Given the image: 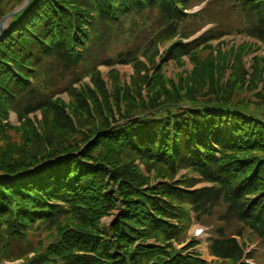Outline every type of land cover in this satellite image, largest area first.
<instances>
[{
	"label": "trees",
	"instance_id": "1",
	"mask_svg": "<svg viewBox=\"0 0 264 264\" xmlns=\"http://www.w3.org/2000/svg\"><path fill=\"white\" fill-rule=\"evenodd\" d=\"M24 2L0 0V22ZM192 2L33 0L13 19L0 37V264H206L174 245L185 240L192 216L214 224L210 248L221 264H244L238 238L244 248L264 246V114L220 89H189L181 97L163 86H174L164 73L169 62L188 56L199 65L205 45L212 63L209 42L231 31L218 29L190 46L173 43L156 65L159 44L210 21L185 15ZM220 2L242 14L246 25L236 33L264 43V0ZM237 64L246 78L242 59ZM117 65L136 71L123 99L109 96L99 72ZM87 76L94 88L81 96L75 86ZM154 79L167 102L159 95L145 101L143 83ZM66 93L75 97L73 111L60 98ZM37 113L55 136L38 133L30 119ZM128 115L141 128L132 142L118 141L119 116ZM159 166L168 176L151 184ZM179 171L188 173L176 181ZM199 182L212 187L190 191ZM116 209L110 232L102 219Z\"/></svg>",
	"mask_w": 264,
	"mask_h": 264
},
{
	"label": "rangeland",
	"instance_id": "2",
	"mask_svg": "<svg viewBox=\"0 0 264 264\" xmlns=\"http://www.w3.org/2000/svg\"><path fill=\"white\" fill-rule=\"evenodd\" d=\"M200 1L202 0H199V3H201ZM204 1L205 2L202 5H207L205 7L206 12L204 13L206 14V18L218 24L216 25V28H218L219 30L236 32L238 28L242 29L246 25L242 14H240V16L238 17L237 14L234 15V13L230 11L229 6L223 5H226L227 3H229V1L223 2V4L220 2V0H213L211 4L209 0ZM19 7L15 8L14 10L18 9ZM243 38H224L223 40L213 42L211 44L212 46H210V51L212 52L213 59L216 62H208L209 60L207 59V57L209 51L203 53L204 49L198 51V55L201 56L199 57L201 58V62L199 65L192 64L191 58H184L180 63L169 62L164 70V73L167 78H169L174 83L175 88L172 84H170L171 82L169 83L168 81H166L163 85L164 88H166L165 91L175 90V92H178L179 96L181 95L182 97L183 93L188 92L189 89L197 88L198 91L201 90L202 94H210L214 90L216 91L220 89V93L222 95L226 94V96L230 97L232 101H237L239 102V104L242 103V105L248 107L251 112H259L260 114H264V43L253 38ZM174 41L175 40L163 42L157 46L158 56L155 57L156 65L158 63H163L161 54H165L170 44H173ZM244 42L248 44H243ZM205 48L207 49V47ZM241 48L244 49L243 55L239 53ZM116 50H123V47L118 46ZM241 59L244 66L243 69L246 72V78H243L242 71L236 70V67L238 66L237 62ZM142 60L144 61V67L146 69H149L152 75H155L156 72L154 71L149 59L142 57ZM158 66H160V64H158L157 67ZM112 71H116L118 73L114 76L117 81L110 77V74L113 73ZM99 72L101 73V77L106 84V88L110 93L109 96L111 98L116 95V93H118L119 97L123 99L124 95H127L128 90L130 91L132 90V87H135L133 86L132 77L136 75V71L133 67L130 68V66L127 67L119 65L111 68L101 67L99 68ZM212 76H214V78H212ZM92 78V76H87L80 84L75 86V88L78 90L77 92L79 93V95L86 96L88 88H94ZM154 80H149L147 82L145 81L143 83V91L141 90V92L145 101L149 102L152 98H155L157 97V95H159V99L161 102H167L165 101L167 97L165 93L162 92L163 90H161V79L155 81ZM115 85H117L118 87H115ZM131 95L135 96V89L132 91ZM60 98L65 102L66 108L69 111H73L72 106H76L75 104H73L75 97H71L66 93L60 96ZM114 102L115 101H111V104H113ZM114 113L118 116V111L116 110V108H114ZM123 113H125V110L123 111ZM76 116L83 117V114L81 113V111H79ZM130 116L131 115H128L125 118H121L119 116V123L117 122V125H123L124 133L118 132L119 135H117L116 138L118 141H121L124 138H128L132 142L133 136L135 134L134 131H137L139 128H141V125L137 124L138 122L136 121V119L129 122L127 121ZM30 119H32V121L34 122L36 128L38 129V133H40L42 137H47L48 135L55 136L49 124L47 126L45 125V127H41L40 121H43V115L41 113H37L36 116H30ZM10 123L14 126L19 127L18 117L14 113H11L10 115ZM20 137L21 136L19 135V132L14 131L11 140L18 143L21 139ZM3 143L4 142H2L1 144ZM134 144L137 145V143ZM136 164L138 165L141 163L136 162ZM140 169L146 176H149L143 164L140 165ZM184 173L185 172H182L181 174ZM163 175L168 176V173L161 169L160 166L158 169L154 168V170L150 173V183L156 185L162 180L161 177ZM178 176L179 175H177L175 180L178 179ZM118 212V209L113 210L112 212H110V215L105 216L102 219V224H105L106 228H108L110 232L112 226L116 222V219H118ZM204 221V223L210 224L208 220ZM150 242H153L154 244V241ZM256 245L257 247L254 246V248L258 249L257 253H259V257L262 258L264 256V246L260 243H256ZM138 246H136V249ZM199 249L201 250L202 254L206 255L204 243ZM14 263L20 264L21 262L15 261Z\"/></svg>",
	"mask_w": 264,
	"mask_h": 264
},
{
	"label": "water",
	"instance_id": "3",
	"mask_svg": "<svg viewBox=\"0 0 264 264\" xmlns=\"http://www.w3.org/2000/svg\"><path fill=\"white\" fill-rule=\"evenodd\" d=\"M32 0H26L23 6L20 8L14 10L12 13L7 15L0 23V37L5 33L9 23L11 20L18 14L22 13L24 10H26L29 5L31 4Z\"/></svg>",
	"mask_w": 264,
	"mask_h": 264
}]
</instances>
